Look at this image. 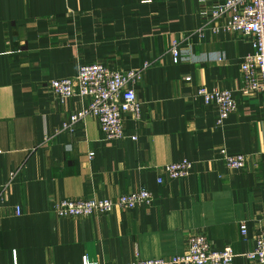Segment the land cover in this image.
Masks as SVG:
<instances>
[{
    "label": "crops",
    "instance_id": "obj_1",
    "mask_svg": "<svg viewBox=\"0 0 264 264\" xmlns=\"http://www.w3.org/2000/svg\"><path fill=\"white\" fill-rule=\"evenodd\" d=\"M218 1L0 0V183L9 182L0 264L170 258L186 252L196 232L214 249L231 246L232 264H256L246 254L264 228L262 98L240 91L241 63L254 51L249 37L195 33ZM176 38L178 64L169 51ZM145 62L151 66L135 86L141 113L126 115V137L106 140L93 115L62 129L87 101L60 100L51 80L82 64L128 70ZM201 86L237 99L222 125L218 108L196 94ZM222 149L244 154L245 166H226ZM184 158L193 162L187 177L164 175L163 166ZM140 187L153 194L149 206L86 217L52 209L65 198H115Z\"/></svg>",
    "mask_w": 264,
    "mask_h": 264
},
{
    "label": "built area",
    "instance_id": "obj_2",
    "mask_svg": "<svg viewBox=\"0 0 264 264\" xmlns=\"http://www.w3.org/2000/svg\"><path fill=\"white\" fill-rule=\"evenodd\" d=\"M207 32H232L247 36L252 41L254 51L247 54L241 63L242 86L244 95L258 92L262 98L264 117V0H222L215 2L205 11V23L195 30L200 37ZM172 62L178 64L181 60L180 40L174 39L170 47ZM151 66L145 62L141 67L119 70L112 69L102 63L82 64L76 75L66 78L53 79L48 89L60 100L78 96L87 104L70 116L62 129H73L74 124L89 115L98 118L100 128L106 140L121 139L127 136L124 122L128 113L136 118L141 113V103L136 94L135 86L142 78L144 71ZM198 96L208 105L218 108L217 125H222L225 119L237 109V99L228 89H209L205 86L198 88ZM137 139V136H132ZM222 158L231 169H241L246 164L244 154H230L226 149L220 151ZM94 152L89 153V158ZM193 162L187 158L169 163L162 167L165 176L170 179L187 177ZM11 179L16 175L12 172ZM164 178H158L162 183ZM9 182L0 183V202L7 195ZM153 201L152 192L146 187L121 194L115 198H65L53 206V212L60 217H86L95 214L112 212L116 208L134 209L149 206ZM19 215L21 210L16 208ZM243 236L247 234V223L240 224ZM256 244L246 257L256 264H264V228L257 233ZM235 253L231 246L214 249L211 241L203 233H194L187 243V250L170 258H139L127 264H232ZM82 264H100L88 255L82 257Z\"/></svg>",
    "mask_w": 264,
    "mask_h": 264
}]
</instances>
